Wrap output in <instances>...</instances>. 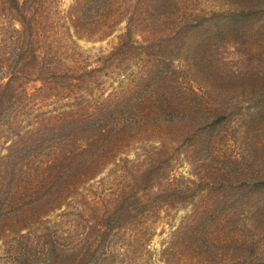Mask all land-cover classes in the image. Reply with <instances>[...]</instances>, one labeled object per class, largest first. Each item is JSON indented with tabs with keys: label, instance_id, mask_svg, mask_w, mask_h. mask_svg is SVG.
Wrapping results in <instances>:
<instances>
[{
	"label": "trees",
	"instance_id": "16d2710c",
	"mask_svg": "<svg viewBox=\"0 0 264 264\" xmlns=\"http://www.w3.org/2000/svg\"><path fill=\"white\" fill-rule=\"evenodd\" d=\"M46 1L4 2L19 16L12 19L21 28L14 30L18 43L21 35L41 43L34 11ZM211 15L199 0H75L66 20L80 36L102 39L122 24L124 33L93 69L45 46L41 87L28 95L38 107L21 120V110L8 114L13 68L0 66V82L9 78L0 95V135L8 133V140L13 131L15 138L4 141L10 144L0 155V264H99L107 234L143 230L150 213L160 218L196 198L190 184L172 176L174 154L182 146L191 156L209 154L214 127L226 118L224 93L211 92H223L224 77L203 60L202 46L207 34L254 35L264 27V0L229 9L223 18ZM49 20L41 22L50 31ZM116 75L122 79L111 85ZM210 165L206 203L175 233L165 264H264L258 233L264 232V177L255 179L241 164L212 159ZM88 203L102 206L94 210L103 223L95 233L79 238L53 220ZM144 239L138 236L131 248L143 249Z\"/></svg>",
	"mask_w": 264,
	"mask_h": 264
},
{
	"label": "rangeland",
	"instance_id": "374dc122",
	"mask_svg": "<svg viewBox=\"0 0 264 264\" xmlns=\"http://www.w3.org/2000/svg\"><path fill=\"white\" fill-rule=\"evenodd\" d=\"M5 1L0 0V66L3 65V69L5 64H8L13 68L11 71L13 90L11 94L9 93L12 102L9 104L8 114L21 110L22 116L18 117L20 120L29 115V109L35 110L38 107L36 103H29L28 95H32L41 87L40 63L45 46L51 47L60 55L67 56L70 63L84 67L89 65V68L93 69L100 57L113 51L120 35L124 33L125 24H122L119 30L109 37L99 39L93 34L80 36L81 34L75 32L66 20V13L75 0H49L43 8H36L34 11V17L40 23L38 33L41 31V43L38 46L32 42L29 44L30 39L26 35H21L18 43L14 30L15 27L21 28L18 23L12 22L19 16L16 11H11L4 5ZM199 3L209 16L214 13L218 18H223L225 11L242 8L252 3V0H199ZM47 17H50V31L48 26L41 22L42 18ZM256 30L252 36L232 32L216 38L207 34L208 39L204 43L205 46H202V52L205 54L203 60L210 62L217 68L221 78L224 77L222 82L226 87L222 88L223 92L215 89L211 92L215 97L224 93L222 100L226 107L224 114L226 118L214 127L216 129L213 138L210 139L212 147L209 154L203 151L201 156L198 153L191 156L184 146L174 154L172 176L183 184H190L196 198L177 211L162 212L160 218L156 217V213L155 215L150 213L141 220L144 225L143 230L137 229L131 232L125 228L118 233L112 231L107 234L96 255L99 264H165L163 252L174 242L175 233L184 227L194 209L206 203L205 194L212 186V180L207 176V169L211 166L210 160L216 159L224 165L241 164L243 169H246L244 172L254 175L255 179L264 177V27ZM192 39L198 40L194 37ZM34 50L40 61L35 55L33 56ZM20 55L22 59H18ZM175 66L180 68L178 62ZM6 77L0 82V95L5 91L9 81ZM118 79L122 78L116 75L115 79L109 82L111 85H116ZM215 85L217 86L218 83L216 82ZM46 109L53 110L55 107L50 106ZM200 130H197L196 134L201 132ZM2 135H0V155L6 153L4 147L10 144L6 145L4 141H15L13 131L8 140L5 138L8 137V133L4 138ZM193 141L198 139L195 137ZM3 143L5 146L2 147ZM129 155L130 158H135L134 153ZM193 159L203 160L193 165L190 162ZM98 205V207L96 203H88L86 207L78 205V210L74 205L70 208L67 217L62 219L55 217L56 219L53 220L59 223L66 222L62 230L76 229L79 238L85 237L95 233L98 225H103L97 220L94 211L95 207L102 208L101 204ZM62 230L60 234L63 236ZM258 233L260 254L264 257V232L258 231ZM138 236L145 238V246L136 250L131 246ZM176 245L179 247V242ZM190 254L189 252L188 256ZM180 255H183V251H179Z\"/></svg>",
	"mask_w": 264,
	"mask_h": 264
}]
</instances>
